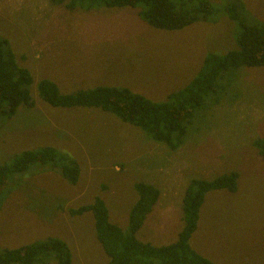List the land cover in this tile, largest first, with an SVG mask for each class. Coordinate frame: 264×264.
I'll return each instance as SVG.
<instances>
[{
	"label": "rangeland",
	"instance_id": "1",
	"mask_svg": "<svg viewBox=\"0 0 264 264\" xmlns=\"http://www.w3.org/2000/svg\"><path fill=\"white\" fill-rule=\"evenodd\" d=\"M210 1L219 10L214 20L164 30L143 21L137 7L70 10L50 0H0V36L31 72L34 101L32 108L21 105L0 122V163L51 145L74 157L80 168L75 184L50 167L33 165L22 173L1 205L0 248L56 237L68 244L71 264H108L93 214L72 216L68 208L100 197L109 220L126 231L138 199L134 183L154 180L165 197L136 237L165 245L176 240L184 223L182 204L178 208L176 200H166L180 184L168 175L187 182L235 171V191L205 194L190 243L217 264H264V161L252 145L264 137V66L239 67L228 93L197 112L201 116L188 126L177 150L100 108L53 107L37 90L48 77L63 94L113 85L166 100L196 74L207 52L237 47L241 27L225 13L226 0ZM243 1L252 17L264 21V0Z\"/></svg>",
	"mask_w": 264,
	"mask_h": 264
},
{
	"label": "trees",
	"instance_id": "2",
	"mask_svg": "<svg viewBox=\"0 0 264 264\" xmlns=\"http://www.w3.org/2000/svg\"><path fill=\"white\" fill-rule=\"evenodd\" d=\"M66 9L105 7H137L138 16L148 25L164 30H179L199 21H211L219 11L210 0H50ZM224 11L241 27L236 36L237 47L223 54L207 52L200 68L183 87L171 91L164 101H154L125 86L95 85L71 93L60 92L59 85L48 77L38 82L40 97L53 107H94L117 116L140 128L155 141L171 150L184 144L189 125L205 106L220 102L232 86L236 70L241 67L264 66V21L252 17L243 0H226ZM31 72L19 64L9 40L0 36V122L10 119L23 105L34 106L30 94ZM230 95L235 96V93ZM197 114V115H196ZM264 161V137L252 141ZM50 167L63 179L75 184L80 168L77 160L65 151L45 145L23 150L8 162L0 163V209L4 197L17 184L18 177L32 166ZM33 166V167H34ZM235 171L212 179L191 178L182 199L183 227L174 242L153 245L141 241L136 233L142 227L159 198V189L147 182H135L138 199L128 213L127 230L109 220L103 199L95 197L88 204L68 208L76 216L90 211L94 217L96 238L108 257V264H217L201 255L190 243L197 228L199 211L205 194L211 190L237 188ZM71 264L68 244L56 237L36 240L15 248H0V264Z\"/></svg>",
	"mask_w": 264,
	"mask_h": 264
},
{
	"label": "crops",
	"instance_id": "3",
	"mask_svg": "<svg viewBox=\"0 0 264 264\" xmlns=\"http://www.w3.org/2000/svg\"><path fill=\"white\" fill-rule=\"evenodd\" d=\"M178 177H180V176H178L177 174L174 176V178H170V176L168 175V178L170 179V181L175 182L177 180V181L180 182V184L178 186L172 188L171 192L166 196V200H167L168 203H170L171 200H176V203L178 204L176 207L180 208V205L182 204V199H183V196H184L185 187H186L188 181L187 182L183 181L182 179H180ZM149 183L154 185L155 181L152 180V181H149ZM154 186L158 187L157 185H154ZM158 189H159V198H158L157 202L155 203V205L153 206V208L160 203L161 198L165 197V194H163L161 192V190H160V186L158 187ZM176 211H179V209L176 210ZM142 227H143V225H142Z\"/></svg>",
	"mask_w": 264,
	"mask_h": 264
}]
</instances>
